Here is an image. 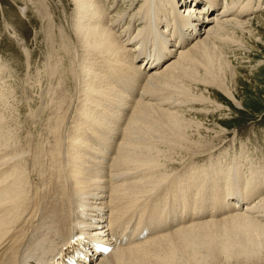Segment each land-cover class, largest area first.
<instances>
[{"label": "bare ground", "instance_id": "6f19581e", "mask_svg": "<svg viewBox=\"0 0 264 264\" xmlns=\"http://www.w3.org/2000/svg\"><path fill=\"white\" fill-rule=\"evenodd\" d=\"M73 1L76 20L67 40L73 44L63 43L60 53L51 44L45 58L44 114L30 115V123L44 128L38 126L36 140L9 124L17 92L0 81V264H39L77 232L114 244L93 264H214L221 256L222 264L264 262V175L258 172L264 160L253 172L245 164L239 171L215 156L220 143L198 152L184 133L191 122L180 114L196 112L209 88L231 98L221 74L233 69L223 52L243 50L239 40L251 23L240 19L254 9L251 0L240 6V19L235 10L243 0H185L191 6L181 8L179 0H131L111 16L108 0ZM216 48L222 57L215 50L221 61L215 64L210 52ZM194 65L203 67L202 75L192 72ZM175 150L197 154L182 156L172 166L178 172L157 173L164 154ZM204 157L202 166L194 164ZM132 221L126 241L108 240ZM143 230L147 235L138 239Z\"/></svg>", "mask_w": 264, "mask_h": 264}, {"label": "rangeland", "instance_id": "374dc122", "mask_svg": "<svg viewBox=\"0 0 264 264\" xmlns=\"http://www.w3.org/2000/svg\"><path fill=\"white\" fill-rule=\"evenodd\" d=\"M114 1H116V5L111 7H110L111 1L110 0L107 1L106 13L109 14V16L118 12V10L121 9L122 5L124 7V8L122 7V10L125 11L126 8L125 6H127L131 0L129 1L114 0ZM184 1L185 0H179L180 6L178 8L184 7L185 4L187 7L191 6L190 2L184 4ZM248 1L243 0L241 4H238L239 6L237 5V9L235 10L236 12L234 11L236 15L239 16L238 13H239V8H241L240 6L241 5L244 6L245 4L243 3H247ZM258 1L260 0H251L250 8L251 7H252L251 9L254 8L253 10L259 8L262 10V12L255 13L253 12V10H251V13L249 11V13L246 14L244 17L242 16L238 17L239 19L240 17H242V19H240L241 22L251 23L250 25L251 31H249L248 34L244 35L239 40V44H241L243 50L237 51V48H230V49L224 48L223 53L224 55L226 53L227 58L230 57L229 64L231 70L233 69V71L231 72L226 68L225 69L226 72L224 70V74L223 73L221 74V79L223 78L222 84H224V88L227 89L228 93L231 95V98L225 95V93H223L221 90L215 88H209L206 89V92H204L203 94L201 93V95L207 99V102L203 101V104L201 105L196 104L193 107L196 109V112L190 114L185 112H180L181 116L185 120H190L191 122L189 125H187V128L184 129V133L185 136L193 142L192 144L193 146L191 145L192 147L194 148L197 147L196 150L198 152H203V148L206 147V145L210 146L211 145L210 143L213 144L220 143L218 146L219 153L218 154L216 153L215 156L218 155L221 157H225V161L226 162L228 161L227 163H232L230 164V166L233 168L236 166L239 171H241L240 170L241 166L245 164V168L246 169L251 168L250 170L252 172L255 169H257L255 167L257 161L262 162L264 160V7L261 8L257 3ZM261 2H263L264 4V0H262ZM74 3L75 2L73 0H0V67L2 66L1 68L3 69L6 68L5 69L6 72L4 71L5 74H3L4 76L0 75V81L2 79H4L3 82L6 81L7 85L5 86V88L7 86L8 88L11 89L12 87L16 88L17 93H16L15 102H12V100L10 101V104L14 103L13 105H10V108L11 106L13 107V111H14L13 119H15L16 122L14 123V120L11 117L10 122L12 123L9 124L13 126L17 123L16 124L17 127L18 124L19 126L20 125L23 126L24 128H22L19 133L22 137L24 136V134L26 136L27 135L30 136L31 134H29L30 133L29 131H31L33 134L32 136L36 134L33 137L36 140L37 139L36 137L40 136L39 131H41V133L44 132V128L43 126H41V124L38 125V123L36 124V122L30 123V115H32L31 118H33L35 115H37L36 117H38L44 114L43 113L44 108L43 109L39 108L41 107L40 98L42 93L44 95V93L46 92L48 85H50L49 82L44 77L45 75L47 76L48 74V72H46L45 74V68H46L45 58L46 55H48L47 52L49 53L51 52V49L53 48L52 45H55L53 48L55 52L60 53L61 52L60 48L62 47V44L69 43L68 42L70 40L69 37L73 36L72 35V32L74 30L73 21L76 20V18L74 17V12L76 8ZM142 3L143 1L139 2L133 8L132 12H135V10H137L140 7L139 5ZM38 8H40V10L43 9L41 12L43 16L41 15V13L40 14L37 13L39 12ZM219 8L221 7L218 6V8L213 10V12L211 13L213 14L214 12H217ZM23 10H24V14L22 13ZM211 13H209L206 16H210ZM127 21L128 19L123 22L122 29L127 25ZM136 24L139 25L138 22ZM136 24L134 25L135 27L133 28V30L134 29L136 30L137 27ZM122 29H118V30L113 29V30L117 35H119ZM63 40L65 42H63ZM71 42L73 44V41ZM71 42L69 44H71ZM215 50H217V53ZM218 51L219 49L216 48L210 52V55L213 57V60L215 61L214 62L215 64L219 63L220 61L219 57L217 56L222 57L220 51L219 52ZM214 52L219 55L216 56ZM60 56L64 57L63 54H61ZM84 64L90 65L87 64V61ZM192 72L196 76H200L203 74V67L200 65L199 66L194 65L192 68ZM49 79L54 81V78H49ZM37 81H39L40 83ZM28 83L31 84L28 85L30 86L29 93L31 92L29 96L27 93L25 94L23 88ZM70 88L71 86H69V89ZM198 90L199 92H201L204 89L200 87V89ZM46 95L48 97L49 94ZM165 95L166 98L169 99L170 94L169 95L165 94ZM44 97L45 99L47 98L46 96H43L42 98ZM79 98L81 102V97ZM24 99L27 101H25ZM29 100H31V105H30L31 108L27 106L28 103L30 102ZM68 106H66V108H68ZM72 107H74V101H72L71 108ZM29 108L32 110H29ZM15 109H18L17 111H19L17 115L15 113L17 112L15 111ZM75 114H78V111ZM31 124L35 126V128H32ZM23 141L24 140H22V142ZM204 151H206V149ZM181 154L180 151L178 150L173 151L172 154L171 153L164 154L165 156L161 158L162 160L160 159L161 161L159 163L165 161L166 163L167 162L168 163L167 165L166 163H164L165 165L163 164L161 167H157L155 165L154 167H157V169L160 170L157 171V173H160L161 169L165 172L166 175L167 174L169 175L172 171H173L172 173H175L176 171L178 172L179 169L176 170L174 167L172 168V166L179 165L180 159H184L188 156H192L197 153L195 151L192 153H184L185 155H181ZM182 156L185 157L182 158ZM204 156H206V154ZM169 157H171V159L174 160V161L171 160L172 162H170V164H169V160H170ZM166 158L169 160L167 161ZM186 160L187 159H185L184 161ZM203 160H205V157L203 159L201 158L193 162L195 165L202 166L200 164L203 163ZM168 166H169L168 169L165 168ZM259 170H258L259 174L264 175V169H259ZM223 172H224L223 170L220 171V173ZM261 255L263 256L264 253ZM218 259L219 260L216 259L217 261L215 260L216 263L213 260L214 264L225 263V259L222 256L221 258L219 257ZM262 259L264 260V258ZM219 261L220 263H218ZM230 262L231 264L234 263L236 264V261L234 262L230 261ZM261 262L262 261H258L254 263H242V264H264V262L262 263Z\"/></svg>", "mask_w": 264, "mask_h": 264}]
</instances>
